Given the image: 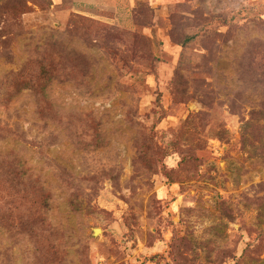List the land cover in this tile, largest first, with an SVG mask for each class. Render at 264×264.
Listing matches in <instances>:
<instances>
[{
	"label": "rangeland",
	"instance_id": "obj_1",
	"mask_svg": "<svg viewBox=\"0 0 264 264\" xmlns=\"http://www.w3.org/2000/svg\"><path fill=\"white\" fill-rule=\"evenodd\" d=\"M0 264H264V0H0Z\"/></svg>",
	"mask_w": 264,
	"mask_h": 264
},
{
	"label": "water",
	"instance_id": "obj_2",
	"mask_svg": "<svg viewBox=\"0 0 264 264\" xmlns=\"http://www.w3.org/2000/svg\"><path fill=\"white\" fill-rule=\"evenodd\" d=\"M94 233H97V230H95Z\"/></svg>",
	"mask_w": 264,
	"mask_h": 264
},
{
	"label": "trees",
	"instance_id": "obj_3",
	"mask_svg": "<svg viewBox=\"0 0 264 264\" xmlns=\"http://www.w3.org/2000/svg\"><path fill=\"white\" fill-rule=\"evenodd\" d=\"M48 74H49V72H47ZM50 74H51V72H50Z\"/></svg>",
	"mask_w": 264,
	"mask_h": 264
}]
</instances>
